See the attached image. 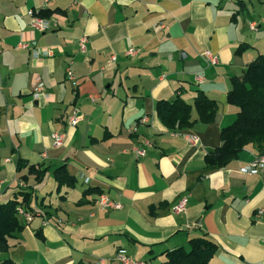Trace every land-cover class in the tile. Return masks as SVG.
Returning <instances> with one entry per match:
<instances>
[{"label":"crops","instance_id":"0c3cea01","mask_svg":"<svg viewBox=\"0 0 264 264\" xmlns=\"http://www.w3.org/2000/svg\"><path fill=\"white\" fill-rule=\"evenodd\" d=\"M30 9L56 10L42 16L48 29L31 25ZM261 53L264 0H0V203L26 190L35 211L0 264H122L118 250L165 264V250L205 233L218 246L213 264H264V171L246 172L261 150L205 164L237 116L231 78ZM197 89L218 101L214 120L167 128L156 103H193ZM74 109L82 119L70 126ZM63 164L76 183L58 189ZM30 165L47 168L41 182ZM100 196L121 206L102 208Z\"/></svg>","mask_w":264,"mask_h":264},{"label":"trees","instance_id":"16d2710c","mask_svg":"<svg viewBox=\"0 0 264 264\" xmlns=\"http://www.w3.org/2000/svg\"><path fill=\"white\" fill-rule=\"evenodd\" d=\"M56 10H40L39 16L48 17ZM247 47L242 44L237 52ZM228 102L237 108L234 122L221 130L223 144L209 151L205 156L207 169H219L238 159L245 148L257 146L264 154V53L251 61L242 74L231 78V87L227 93ZM218 101L210 98L203 90H195L193 103L177 97L174 100L162 99L156 103V112L167 128L185 129L192 127L197 121L210 123L218 111ZM196 110L198 118L193 119L192 111ZM259 156V155H258ZM28 163L18 160L17 169L20 171ZM29 174H34L36 181L41 182L47 168L30 165ZM58 189L62 186H74L76 179L68 172L66 164L54 170ZM21 199L15 198L6 203H0V252H8L9 238L16 232L22 231L31 220L19 215V208L35 215L31 206V193L20 192ZM36 234L43 238L38 231ZM218 249L217 244L205 233L190 239L189 246H180L163 252L165 264H213L212 259ZM2 264H18L10 258H5ZM75 264H82L77 262Z\"/></svg>","mask_w":264,"mask_h":264},{"label":"built area","instance_id":"2783aa9c","mask_svg":"<svg viewBox=\"0 0 264 264\" xmlns=\"http://www.w3.org/2000/svg\"><path fill=\"white\" fill-rule=\"evenodd\" d=\"M49 1V0H46ZM28 14L31 16V25L34 28H38L40 30H46L49 28L50 23L48 20L40 17L34 10L30 9L28 10ZM252 28L256 29V25L252 24ZM85 42H86V37L81 39L80 45H81V49H85ZM47 52V51H45ZM136 52L135 49H130L128 50V54L132 55ZM39 51H34L35 55H38ZM205 57L208 60L209 63H216L217 62V56L212 54L211 51L207 50L205 51ZM115 58H112L109 64H112ZM67 79L74 85L77 84V79L75 76L74 71L72 70V68H68L67 69ZM44 88V83L43 82H39L36 86V94H38L37 92L41 91ZM82 119V114L80 113V111L78 109H74L72 111V113L68 116L67 118V122L70 126H76L79 121ZM52 138L54 141V144L56 146L62 145L64 143V139H65V133L64 132H54L52 134ZM138 154L141 156L145 155V151L144 150H138ZM264 171V154L256 156L255 158H253V160L250 162L249 167L247 169V174L249 175H254L256 173L259 172H263ZM187 199L183 198L177 205H176V210L178 211H183L185 209V205H186ZM98 203L100 204V206L102 208H110V207H114V208H119L121 206V204L113 202L111 200H109L107 197L105 196H100V199L98 201ZM260 213L264 214V210H261ZM19 215L22 216L23 218H25L26 220H32V214L28 211H25L22 208H19ZM116 259L121 262L122 264H145L143 262H140L132 257H130L124 250H118L116 253Z\"/></svg>","mask_w":264,"mask_h":264}]
</instances>
